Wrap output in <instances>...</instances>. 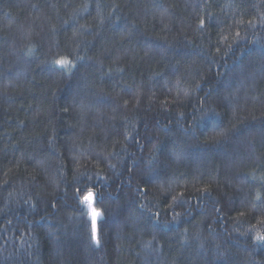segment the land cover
<instances>
[{"label": "trees", "instance_id": "16d2710c", "mask_svg": "<svg viewBox=\"0 0 264 264\" xmlns=\"http://www.w3.org/2000/svg\"><path fill=\"white\" fill-rule=\"evenodd\" d=\"M260 236L264 0H0V264H264Z\"/></svg>", "mask_w": 264, "mask_h": 264}, {"label": "rangeland", "instance_id": "374dc122", "mask_svg": "<svg viewBox=\"0 0 264 264\" xmlns=\"http://www.w3.org/2000/svg\"><path fill=\"white\" fill-rule=\"evenodd\" d=\"M94 199H95V195L93 191H87L83 196V203L88 209L89 216L92 221L93 232L96 236L97 223L102 214L100 209L95 206Z\"/></svg>", "mask_w": 264, "mask_h": 264}, {"label": "snow or ice", "instance_id": "6c2138e0", "mask_svg": "<svg viewBox=\"0 0 264 264\" xmlns=\"http://www.w3.org/2000/svg\"><path fill=\"white\" fill-rule=\"evenodd\" d=\"M57 63H60V64L64 65V64H67V63H69V62L66 61V60H60V61H58ZM257 239H258V240H264V236L257 237Z\"/></svg>", "mask_w": 264, "mask_h": 264}]
</instances>
